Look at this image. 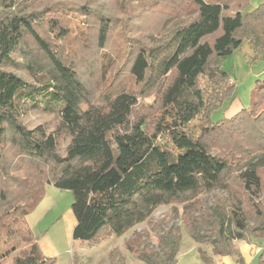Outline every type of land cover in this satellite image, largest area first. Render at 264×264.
I'll return each mask as SVG.
<instances>
[{
    "label": "trees",
    "instance_id": "16d2710c",
    "mask_svg": "<svg viewBox=\"0 0 264 264\" xmlns=\"http://www.w3.org/2000/svg\"><path fill=\"white\" fill-rule=\"evenodd\" d=\"M17 1L0 7V234L24 243L12 264H55L19 226L47 184L72 192L73 240L119 236L158 206L177 203L194 241L246 264L236 241L264 238V213L241 196H256L263 184L264 80L247 106L210 118L236 95L224 61L244 43L252 62L264 61V0H172L166 12L157 0H136L137 11L122 17L70 2H48L43 14L7 12ZM185 2L194 12L183 20ZM14 55L27 77L5 70ZM153 92L148 119L136 104ZM32 110L52 115L53 124L29 127L23 116ZM211 141L221 143L219 152L211 153ZM237 166L242 193L234 196L228 178ZM218 188L231 196L205 206L199 196ZM189 203L196 214L186 211ZM136 235L128 248L155 263ZM156 236L159 264H176L178 230ZM251 264H264V248Z\"/></svg>",
    "mask_w": 264,
    "mask_h": 264
},
{
    "label": "rangeland",
    "instance_id": "374dc122",
    "mask_svg": "<svg viewBox=\"0 0 264 264\" xmlns=\"http://www.w3.org/2000/svg\"><path fill=\"white\" fill-rule=\"evenodd\" d=\"M135 1L136 0H131L130 3H128L124 0H18L16 6H13L12 10H8L7 12H41V14H43L44 8L48 2H70L88 5V7L92 8L98 7L104 12L117 14L122 17L123 13L126 11L130 13L137 11L139 6ZM2 4L3 0H0V7H3ZM172 5V0H168L167 3L162 0H157L158 8H161L160 10L164 12H166ZM253 5H255V0L251 1V6ZM180 6L184 11L181 13V18H183V20L192 16L191 14L194 12V5L191 2L182 3ZM73 16H77V14H73ZM244 44L245 45L242 46L243 51L240 47V53L234 55L236 51L233 52V54L228 57L222 65L223 69L231 75L230 82L235 84L236 99L232 101L225 114H223V110H217L211 115L210 120L213 123L221 119L223 116H227V113H231L235 108L239 109L243 107L240 103L248 105L252 89L264 80V61L259 59L252 62L250 60L251 54L248 49V44ZM28 45L30 46L32 44L28 42ZM245 50H249V53ZM13 57L15 61L13 64L9 63L4 66L5 70L19 73L27 77L22 68L15 66L17 63H21L22 60L16 55ZM200 83L201 85L208 86V82L204 78L200 79ZM154 94L155 92L144 97H138V102L136 104L137 110L148 119H152V116L154 115ZM23 117L29 127H33L37 124H44L47 127L51 126L54 122V117L52 115L43 113L39 110L29 111ZM211 142L214 143L210 149L211 153L219 152L217 148L221 146V143L219 141ZM258 150L259 149L256 147L253 154L256 155ZM236 165L239 166V164ZM238 166L228 178V184L230 185L229 187L234 196H239L242 193L239 183L240 178L238 176L240 170H237ZM262 180L263 184L260 192H258L256 196L251 195V198L247 195L251 201L248 200L246 195L241 194V196H243L246 206H249L248 203L254 204L259 207L262 213H264V167L262 168ZM48 188H53L55 194H51L49 189L48 193H46V199L53 202V204L49 206V210L46 209L44 211V215L46 216L38 221L37 212L38 210H41V207H39L40 204L38 203L39 205L37 204L34 209L26 215L28 216L31 214L29 217L31 226L29 227L26 216V225H24V227L21 225L19 226L22 228V232H27L28 229L32 235L35 237L38 236L37 240L40 239L44 232H46L44 238L48 240L47 247L45 246V243L41 241L38 246H40L39 248L45 256L48 255L47 257L54 259L55 264H159L164 256V250L158 243L156 235L161 234L169 228H176L180 234L176 264H206L200 257L198 248H202L217 264H233L230 261L227 262L228 259L232 260L231 257L223 256V258L219 259L220 257H218L212 250V245L199 244L190 237L186 228L182 226L184 205L177 203L158 206L150 213L146 220L135 224L128 231L119 236L111 234V236L99 237L95 241L73 240L72 229L74 225L72 223L75 224V216L71 209L73 199L72 192L67 189H59L53 185H50ZM45 190L41 200L45 196ZM229 196H231L229 190L218 188L203 192L199 197L204 201L205 206L213 208L217 206L215 201L217 197L224 200ZM191 204L192 203L188 204L186 211L196 214L197 211L194 210ZM35 209L36 211L34 212ZM58 217L59 221L56 220ZM247 221L248 224L253 223L251 217H249ZM206 228L210 235H214V231L210 226ZM137 233L142 234L141 240L145 242L148 251L152 250L156 253L155 263H152L151 260L149 262L145 260L143 261L142 258L135 256L129 249L131 244H134L133 240L137 238ZM251 238L250 242H245L243 240L236 241L241 248L246 264H251L253 257L256 256V253L259 252L260 248H264V240H262L264 238ZM23 244L24 243L17 242L15 239L7 240L0 234V264H12L13 256L22 251L24 248ZM14 248L16 249L13 250ZM6 251H9V253H6L2 257V254Z\"/></svg>",
    "mask_w": 264,
    "mask_h": 264
},
{
    "label": "crops",
    "instance_id": "0c3cea01",
    "mask_svg": "<svg viewBox=\"0 0 264 264\" xmlns=\"http://www.w3.org/2000/svg\"><path fill=\"white\" fill-rule=\"evenodd\" d=\"M245 44H243L242 46H244ZM249 49V48H248ZM241 50L243 51V48L241 47ZM236 51V52H235ZM234 52V55L237 53V54H239L240 52V50L239 49H237V50H235ZM247 53H249V50H245ZM239 77H240V74H239ZM234 80V79H233ZM253 88V87H252ZM236 99V97L233 99V101ZM232 103V102H231ZM231 103L229 104V106L231 105ZM239 103H240V101H239ZM240 105H242L243 107H245V106H247V105H244V104H242V103H240ZM239 105V106H240ZM229 106L224 110V113L223 114H225V112H226V110L229 108ZM243 107H241V108H235L233 111H231V113H227L228 115L227 116H224V117H231L232 115H234L235 113H237L240 109H242ZM51 184H47L46 185V190H45V196L43 197V199L39 202V207H41V210H38V214H37V219H38V221H39V219H43L46 215H44L45 213H44V211L47 209V210H49V206L50 205H52L53 204V202H51V201H49L48 199H46V193H48V189H49V192L51 193V194H55V190L53 189V188H48L49 186H50ZM46 203H47V205H46ZM38 207V206H37ZM37 209V208H36ZM36 209L34 210V212L36 211ZM31 216V214H29L28 216H26V220H27V222H28V224H29V227L31 226V223H30V220H29V217ZM57 221H59V217H58V219H56ZM70 220V219H69ZM75 223H76V220H75ZM73 225H75L74 223H72ZM74 227V226H73ZM73 230V229H72ZM46 232H44V234H45ZM44 234L43 235H41V237H40V239H38L37 240V237H35L34 235H33V238H34V241L37 243V245H39V242L41 241V242H43V243H45V246L47 247V243H48V240L46 239V238H44ZM46 235V234H45ZM109 236H111V235H109ZM82 243V242H81ZM40 247V246H39ZM44 254V253H43ZM45 255V254H44ZM46 256H48V255H46ZM221 258H223V257H220L219 259H221ZM226 259V258H225ZM228 259V258H227ZM225 261V260H224ZM228 261H230L231 263H233L234 264V262H233V260H227V262ZM226 262V263H227Z\"/></svg>",
    "mask_w": 264,
    "mask_h": 264
}]
</instances>
